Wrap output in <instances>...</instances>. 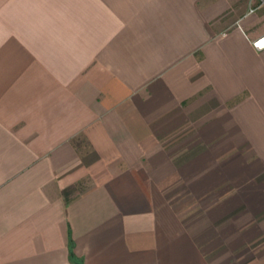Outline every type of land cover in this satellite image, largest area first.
I'll list each match as a JSON object with an SVG mask.
<instances>
[{
  "label": "crops",
  "instance_id": "1",
  "mask_svg": "<svg viewBox=\"0 0 264 264\" xmlns=\"http://www.w3.org/2000/svg\"><path fill=\"white\" fill-rule=\"evenodd\" d=\"M262 36L264 0H0V264H264Z\"/></svg>",
  "mask_w": 264,
  "mask_h": 264
},
{
  "label": "built area",
  "instance_id": "2",
  "mask_svg": "<svg viewBox=\"0 0 264 264\" xmlns=\"http://www.w3.org/2000/svg\"><path fill=\"white\" fill-rule=\"evenodd\" d=\"M262 43H264V36H262V37L258 38L257 40H255L253 42V46L255 48H257V49H262V48H264V47L261 46Z\"/></svg>",
  "mask_w": 264,
  "mask_h": 264
},
{
  "label": "snow or ice",
  "instance_id": "3",
  "mask_svg": "<svg viewBox=\"0 0 264 264\" xmlns=\"http://www.w3.org/2000/svg\"><path fill=\"white\" fill-rule=\"evenodd\" d=\"M262 47H264V43H262V45H261Z\"/></svg>",
  "mask_w": 264,
  "mask_h": 264
},
{
  "label": "rangeland",
  "instance_id": "4",
  "mask_svg": "<svg viewBox=\"0 0 264 264\" xmlns=\"http://www.w3.org/2000/svg\"><path fill=\"white\" fill-rule=\"evenodd\" d=\"M235 182H233V184H234ZM242 196V195H241ZM243 197V196H242Z\"/></svg>",
  "mask_w": 264,
  "mask_h": 264
}]
</instances>
